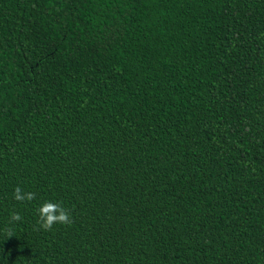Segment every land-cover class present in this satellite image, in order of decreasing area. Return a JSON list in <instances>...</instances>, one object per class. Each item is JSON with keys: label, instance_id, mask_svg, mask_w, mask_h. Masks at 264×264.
<instances>
[{"label": "trees", "instance_id": "1", "mask_svg": "<svg viewBox=\"0 0 264 264\" xmlns=\"http://www.w3.org/2000/svg\"><path fill=\"white\" fill-rule=\"evenodd\" d=\"M0 264H264V0H0Z\"/></svg>", "mask_w": 264, "mask_h": 264}, {"label": "clouds", "instance_id": "2", "mask_svg": "<svg viewBox=\"0 0 264 264\" xmlns=\"http://www.w3.org/2000/svg\"><path fill=\"white\" fill-rule=\"evenodd\" d=\"M13 197L18 202H31L36 199L35 192H25L21 187L16 186L13 191ZM39 215V227L50 231L55 224L70 225L72 218L70 210L63 206L62 201H45L37 210ZM22 216L16 211L10 213V222L21 221ZM39 230V228L37 229ZM9 236H12L9 231Z\"/></svg>", "mask_w": 264, "mask_h": 264}]
</instances>
